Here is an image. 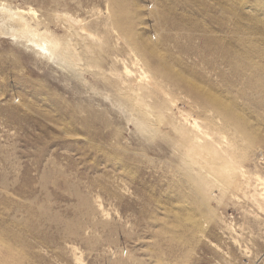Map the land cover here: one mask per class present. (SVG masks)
<instances>
[{"label":"rangeland","instance_id":"1","mask_svg":"<svg viewBox=\"0 0 264 264\" xmlns=\"http://www.w3.org/2000/svg\"><path fill=\"white\" fill-rule=\"evenodd\" d=\"M126 1L133 41L203 95L232 104L253 137L191 85L145 100L121 92L117 76L124 63L134 70L131 48L139 50L115 33L103 46L112 0H0L32 9L36 17L24 18L61 38L66 10L102 41L86 42L87 55L74 43L82 60L73 69L5 30L0 16V264H264V0H201L193 11L182 1L179 22L193 12L202 27L177 31L159 25L160 0ZM199 8L225 23L215 29L231 41L224 59L211 63L201 40L211 19ZM146 60L138 67L154 74L158 61ZM185 136L195 146L209 138L240 163L229 168L211 150L206 161Z\"/></svg>","mask_w":264,"mask_h":264},{"label":"bare ground","instance_id":"2","mask_svg":"<svg viewBox=\"0 0 264 264\" xmlns=\"http://www.w3.org/2000/svg\"><path fill=\"white\" fill-rule=\"evenodd\" d=\"M182 1H185V3H187L189 1V3H187V4H188L189 8L192 9V11H193V8L195 7V4L201 2V0H188L187 2H186V0H160L159 6H158L159 7V15H158L159 16V25L161 24V25L167 26V28L170 31H177V30H180L181 27L184 28L185 26L187 28H188V26H190V28H192V29H194L195 27L196 28L202 27L201 25H199L198 23L195 22L196 21L195 18L192 17L193 12L191 14H189V13H185V15L183 14L185 16V18H184L185 21L183 23L179 22L180 21L179 18L177 16H175L176 15L175 11L177 10L176 6H180ZM232 2H234V0ZM110 4H111L110 15L104 24V29L106 32V36L104 37V39L106 40V42L102 43L103 46L106 45L104 47H107V48L110 47L111 42H112L111 35H113L115 33V34H117V39L119 41L121 40L124 43L129 44L130 46L136 45V48L139 50V52H136L133 48H131L132 53L134 52L133 53L134 55L132 57V63L134 65V70L129 69V67H127L124 63L123 74L122 75L118 74V76H117V78L120 80V82L116 81L115 83L117 84V87L119 90H121V92L123 90H125V91L127 90V92H128V90H131V91H133V92H131L132 95H136L137 97L141 96L140 98H143L145 100L148 97H150L151 95H153L156 90L159 92L163 91L164 93H166L165 87H167V86L186 87V86L191 85L190 87H187L188 88L187 90L191 91L195 97L196 96L199 97V95H202L203 98H206L207 99L206 101L209 104H211L210 107H212L214 109V111L219 112V117H221V119L226 124L236 125L239 128V130L243 133V135L247 138L253 137V135L249 132V130L251 129V125L249 123H247L248 121L246 122L245 119H243L240 115L235 113V110L233 109L234 106L232 104L226 103L225 101L220 100L217 96L210 94V93L209 94L206 93L205 95H203V92H205V91H203L201 93L197 86H192V84H190L191 82L189 83L187 80L183 79L186 76L183 78L176 75V74H175L176 76H174V72H173L174 70L171 69L172 66L169 67L164 62L165 60L162 61L160 59V61H162V62L159 64V61L156 58V56L154 57L156 52L154 53L153 51H149V49H151L149 46H151V45L145 44V42H142L143 40L138 42V43L133 41V38L135 35L134 29L128 28L125 26V24L127 23L125 11L128 9V6H129L128 2L126 0H112V2H110ZM235 4H236V6L238 4H239V6H242V3L240 1L238 2L237 0L235 1ZM54 5H56V4H54ZM61 5L64 6L63 4H61ZM65 11L62 13L63 15L61 14V16L58 17L61 19L63 18L62 24L65 26V34L66 35H64L65 37L61 38L60 36H58L56 33L52 32V31H46L45 33H41V32H39V30L37 28H34L33 25L31 24V22L24 18V15H33L36 17V12H33L32 9L29 12H25V11H21V10L13 11L12 8L8 7V5L5 6L4 4L0 3V16L3 17V20H4L3 26H4L5 30L6 29L7 30L18 29V31H20L22 34H26L28 37H32L34 39V40L32 39L29 42H32L33 46L37 49V51L39 53L42 52L44 54L45 53L48 54L50 59L53 61L57 60V61L65 63V64L69 63L67 66L69 68L75 69L76 66L79 65L80 60H82V59L80 58L79 53L77 51V48L74 46L75 45L74 43L77 44V41H78L77 45L83 46L82 48L84 50V54L87 55L89 53H92V50H91V47L89 46V43L86 44V42L92 43V42H99L100 40H98L97 36H95L93 33H91L88 30V26H87V23L85 21L79 20L78 18H73V16H70ZM26 13H28V14H26ZM197 13H198V15H201V16L204 14V16H206V17L208 15V17L211 19L212 25L208 28H203V29H206L205 32H209L210 34L209 35H206V34L203 35L202 34L203 36L201 37V40H202V43L204 44V46L208 49L209 53L214 56V59L213 58L211 59V63H213L214 60H216L218 57L224 59L223 56H224L225 52H224V50L220 51V49L222 47L227 46V44H228L227 41L228 42H231V41H229L228 39L226 41L224 38L217 37V35H216L217 31L215 29L220 30V29L225 28V23L223 22L222 25L220 26V28H218L217 22L215 23L213 20V17H214L213 14L215 13L213 9H211V10H209V12H207V11L201 10L199 8L197 10ZM55 16H56V14H55ZM49 17L51 18V14ZM128 18H131V16L129 15ZM217 20H218V18H217ZM191 21L193 22V24H187V22H191ZM238 26H239V24L237 25V27ZM213 28L216 32H214ZM237 30L241 31L242 29H240L238 27ZM220 31H222V30H220ZM211 33H215L216 36H214ZM233 35H235V34H233ZM101 42L102 41H100V43ZM109 43H110V45H108ZM239 43L242 44V42L240 40H239ZM144 46H146V47H144ZM239 47H243V45H239ZM89 50H90V52H89ZM215 50L217 51V53H215V55H214L213 53ZM153 53H154V55H153ZM158 55H159V53H158ZM146 59L148 61L150 60V62H151V60L153 62L158 61L159 65L157 66L156 72L154 74H151L146 69H143V67L142 68L138 67L139 66L138 62H143V60H146ZM141 69H142V72H141ZM122 77H124V79ZM136 81H138L140 84L136 90L135 89L133 90L132 89V86H133L132 83L136 82ZM192 82H193V80H192ZM163 84H166V85H163ZM136 101H138V100L136 99ZM201 104H206V103H201ZM189 127L191 128L192 132H195V133L200 132V130H199L200 128L194 122L189 123ZM195 136H196V134H195ZM202 136H203V134H202ZM185 137L189 138L190 136H185ZM202 138H204V137H202ZM194 141H196V140H194ZM213 142H214V140H213ZM195 143H197V142H195ZM201 143H202V141H201ZM201 143H200V145L198 144V146H195L191 137H190V140H188V144H191L190 146L189 145L188 146L189 147L192 146L191 150L196 149L199 157H203V158L207 157V159H209V158H211L210 156L213 154L212 159L215 160L216 155H219L220 153H223V154L225 153V160L227 161L226 164L228 166H230L229 168L235 167L237 163H240V162L235 163V161H234L235 158H234L233 154L228 153V152H223L221 150V148L217 146L218 143L214 142V143H216V145H215L214 143H212L210 141L209 138L206 139V143H205L206 145L202 143L205 146L201 145ZM219 144H221V143H219ZM210 150L213 151V153L211 152L212 154L210 153ZM196 151H194V152H196ZM194 154L197 156L196 153H194ZM207 159H206V161H207ZM212 159H210V161ZM239 169H241V168H239ZM212 170L216 172V170L218 171V168L216 169V167H213Z\"/></svg>","mask_w":264,"mask_h":264}]
</instances>
